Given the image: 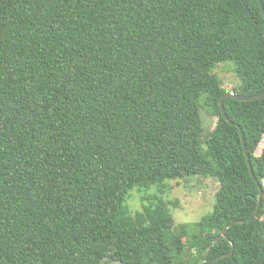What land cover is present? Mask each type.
Here are the masks:
<instances>
[{
	"label": "trees",
	"instance_id": "16d2710c",
	"mask_svg": "<svg viewBox=\"0 0 264 264\" xmlns=\"http://www.w3.org/2000/svg\"><path fill=\"white\" fill-rule=\"evenodd\" d=\"M262 91L258 0H0V264H264V196L221 236L257 206L235 124L261 184L264 96L219 105ZM189 175L219 186L186 239L161 197L130 213Z\"/></svg>",
	"mask_w": 264,
	"mask_h": 264
},
{
	"label": "rangeland",
	"instance_id": "374dc122",
	"mask_svg": "<svg viewBox=\"0 0 264 264\" xmlns=\"http://www.w3.org/2000/svg\"><path fill=\"white\" fill-rule=\"evenodd\" d=\"M214 72L220 78L222 87L228 91H231L233 87L240 83L233 71L232 61L217 64ZM201 117L206 131L211 130L215 126L216 116L201 111ZM263 144L264 137L255 151L256 155L260 154ZM261 184L264 187V179L261 181ZM218 186L216 179L189 175L167 180L166 186L153 185L149 188H134L127 198L126 205L133 215L138 211H142L144 205L150 203L153 195L163 198L171 209L173 217L171 222L172 230L178 233L183 232V237L186 239L192 223L212 210L214 193L218 189ZM146 197H149V199ZM151 200L156 202V200ZM182 224H185V230H182L180 227Z\"/></svg>",
	"mask_w": 264,
	"mask_h": 264
},
{
	"label": "water",
	"instance_id": "95a60500",
	"mask_svg": "<svg viewBox=\"0 0 264 264\" xmlns=\"http://www.w3.org/2000/svg\"><path fill=\"white\" fill-rule=\"evenodd\" d=\"M258 3H259V6L261 8L263 17H264V5H263V1L262 0H258ZM227 96H234L235 98L240 99V100H250V99L260 98V97L264 96V91H262V92H260L258 94H254V95H241V94H235L234 95L232 92H226L223 95V97H222V99L220 100V103H219L220 109H221V113H222L223 117L228 122H230V123L233 124V122L228 119V117H227V115H226V113H225V111H224V109L222 107V101ZM235 125L238 127V129L240 131V137H241V143H242L243 152H244V155H245L246 160H247V164H248V168H249L250 174H251L253 180L255 182H257V184H258V187H259V195H258V200H257V206H256L255 210L252 212V214H250V216H248L246 218H242V219H235V220L229 222L228 224H226V226L224 227V229L222 231V234H221V236L224 237V238H227V235L225 233L227 227L231 226L234 223H244V222H247V221H249L251 218H253L256 215V213L258 212L259 207L261 205V199L264 196V189H263L262 185L258 182V180H257V178H256V176L254 175V172H253V168H252V165H251L250 157H249V154H248V152L246 150V146H245V141H244V136H243L242 128L238 124H235ZM233 249H234V243L231 241V247H230L229 251H227V252H225L223 254H220V255H218V256L210 259L205 264L211 263L212 261H214L216 259H219L221 257L230 255L233 252Z\"/></svg>",
	"mask_w": 264,
	"mask_h": 264
}]
</instances>
